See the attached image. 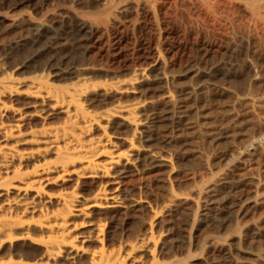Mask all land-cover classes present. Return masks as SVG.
<instances>
[{
    "label": "rangeland",
    "instance_id": "obj_1",
    "mask_svg": "<svg viewBox=\"0 0 264 264\" xmlns=\"http://www.w3.org/2000/svg\"><path fill=\"white\" fill-rule=\"evenodd\" d=\"M255 2L257 0H0V56L8 58L12 69L24 62H28L31 69L45 65L64 69L87 63L98 69L94 80H115L128 78L143 66L142 49L134 45V41L155 39L156 45L160 43L162 49L170 51L166 60H157L158 66L150 74L153 81L143 87V98L122 101L124 104L138 100L151 102L165 92L176 93L172 95L177 100L182 98L173 122L171 117H164L161 108L153 110L155 117H162V121H154L149 132L151 139L144 143L168 163L162 160L146 164L143 172L134 173L123 182L124 188L133 191L135 199L141 197L151 203L155 216L148 209L112 214L106 227L115 243L109 248L117 249L121 241L123 247L132 238L133 241L140 234L142 223H158L156 231L162 230L167 242L164 241L163 254L156 256V264H230L222 246L232 250L231 259L236 264H264V142L258 139V129L264 128V20L254 16L264 14V0L253 5ZM28 18H32L31 25ZM82 22L98 29L95 38L99 41L82 39L83 35L77 33ZM40 23L43 38L36 40L34 27ZM117 29L131 40L119 48H108L106 34ZM164 63L167 67L162 70ZM163 76L166 82H158L157 78ZM65 84L62 81L61 85ZM24 102L27 103V99L20 98L18 106L22 107ZM103 110V106L90 109L96 113ZM117 133L122 134L121 137L130 135L126 130ZM115 135H109L111 143L120 149L127 148ZM252 142L255 151L249 146ZM245 148L251 157L247 153L244 161L234 164L237 153ZM238 181L251 184L241 192H234L231 186ZM50 185L47 190L57 189V183ZM65 186L71 188L72 184L66 182ZM202 187L214 189L210 195L215 196V201L213 208L204 210L206 216L198 226L193 227L192 202L183 200ZM109 192L102 203L109 200L107 197L112 194ZM80 198L74 199L75 210H72H81V206L90 210ZM181 202L189 205L184 207ZM0 207L1 214L3 206ZM81 211L83 215L73 214L78 225L76 230H81L79 224L86 216V211ZM191 230L194 231L193 246L189 248L182 240ZM88 245L90 249L96 247L95 243ZM17 247L11 254L21 256L24 261L39 250L29 241L18 242ZM0 254L1 261L7 262V254L1 251ZM136 254H130L129 260L134 258L137 264H151L150 257Z\"/></svg>",
    "mask_w": 264,
    "mask_h": 264
},
{
    "label": "bare ground",
    "instance_id": "obj_2",
    "mask_svg": "<svg viewBox=\"0 0 264 264\" xmlns=\"http://www.w3.org/2000/svg\"><path fill=\"white\" fill-rule=\"evenodd\" d=\"M257 2L253 5H257ZM254 16L257 20H264V14L256 13ZM27 22L31 25L32 18H28ZM34 28L37 32L36 40L42 39L43 24H37ZM97 30L82 22L77 33L83 35L85 42H90L95 38ZM106 36L108 48H119L131 40L129 35L118 29ZM154 40L150 38L142 42L134 41V45L142 49L143 66H137L128 78L124 76L115 80H101L100 75L99 80H94L98 69L87 63L64 69H56L50 65L31 69L28 62H24L12 69L8 58L0 56V199L3 198L0 202L3 206L0 214V251L8 257L7 262L0 259V264H137L134 258L129 260V255L135 253H138V257L139 254L150 257L151 264L157 263L154 260L165 251L166 237L162 230L156 231L158 223L142 221L138 237L135 235L133 241V238L131 241L128 239L129 242L124 246L126 248L121 246L122 241L116 239L119 242L117 249L109 248L115 242L106 227V221L111 220L110 216L119 211L128 214L148 209L155 216V208L151 209V203L141 200V197L135 199L131 193L133 191L124 188L123 182L144 170L146 164L167 160H161L154 148L145 145L151 139L149 132L154 121L158 119L152 112L161 108L164 110V117H171L173 122L182 98L177 100L172 95L176 93L165 92L166 94L163 93L159 99L151 102H122L143 98V87L153 81H150V74L158 66L157 62L161 58L167 59L169 49H162L160 43L157 44L160 47L156 48L157 42ZM166 63L162 64V70ZM157 80L166 82V76ZM62 81L66 84L61 85ZM20 98L28 101L22 107L18 106ZM144 98L146 99L145 95ZM101 106L105 110L97 113L90 111L93 107ZM97 130L100 132L96 133ZM119 130H126L130 135L121 137V132L117 133ZM263 131L264 128L258 129L260 143L264 142ZM114 133L118 135L117 141L127 148L120 149L111 143L113 141H110L109 135ZM249 146H253V142ZM253 149L255 151L254 146ZM247 153L246 148L237 153L233 163L244 161ZM128 155L130 159L127 158ZM170 156L169 154L168 157ZM98 157L104 159L97 160ZM51 175L55 176L50 177ZM66 182H71V188L65 186ZM52 183L58 184L57 189L47 190V186ZM250 184V181H238L231 184V188L234 192H241ZM107 191L112 194L110 198L107 197V202L102 203ZM212 191L214 189L210 187H202L191 192L188 199L183 198L184 202H192L190 211L193 227L198 226L206 216L204 210L213 206L215 196L210 195ZM78 196L90 208L86 211L83 208L87 207L81 206V210L86 211V216L82 218L84 220L81 219L79 224L81 230L79 227L76 230L78 225L73 219V214H82L81 210L73 211L74 199ZM186 205H189L188 202ZM193 230L187 232L182 240L189 248L193 246ZM23 241L39 247L27 261L21 256H12V251L18 248L17 243ZM88 243H95L96 247L90 249ZM121 248L124 249L121 251ZM221 250L229 256L230 264H236L231 259L230 248L222 246ZM5 255L3 254L6 258Z\"/></svg>",
    "mask_w": 264,
    "mask_h": 264
}]
</instances>
